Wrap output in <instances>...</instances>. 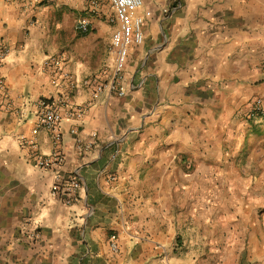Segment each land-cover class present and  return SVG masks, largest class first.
Masks as SVG:
<instances>
[{"label":"crops","instance_id":"obj_1","mask_svg":"<svg viewBox=\"0 0 264 264\" xmlns=\"http://www.w3.org/2000/svg\"><path fill=\"white\" fill-rule=\"evenodd\" d=\"M143 2L123 95L99 102L83 82L113 77L108 2L0 0V264H264V0ZM41 99L65 103L56 145L31 132ZM72 178L66 206L50 191Z\"/></svg>","mask_w":264,"mask_h":264},{"label":"built area","instance_id":"obj_2","mask_svg":"<svg viewBox=\"0 0 264 264\" xmlns=\"http://www.w3.org/2000/svg\"><path fill=\"white\" fill-rule=\"evenodd\" d=\"M108 2V12L110 20L115 22L117 27L114 30L110 48L113 53V77L107 81H97L95 79L85 80L83 83L89 86L90 97L93 101H103L106 95L115 93L117 96H122L123 91L117 86L120 73L125 69L130 49L133 46L142 44L144 40V17L150 14L149 11L139 13L144 2L143 0H106ZM89 8L91 12H96L98 5L97 0H89ZM76 29L86 34L88 32V22L86 19H79L76 23ZM8 48H0V70L3 66V61L8 53ZM43 67L50 69L51 73L61 76H66L62 70L60 58L49 56L43 61ZM106 94V95H105ZM0 97H5V86L3 77L0 75ZM65 104L63 101L52 102L46 99L37 101V111L35 114L34 126L31 132L35 134L38 130H45L51 135L53 144L56 145L61 140V123L62 113L61 106ZM69 108V111H74L78 116L83 114L81 108ZM250 118H264V95L256 96L248 110ZM74 132V131H72ZM91 137H95L92 133ZM92 142H89L85 148H89ZM32 150H35V144L30 142ZM35 164L40 168H53L62 162L61 153L58 150H53L50 154L45 155L38 152L33 153ZM80 189V182L77 178L62 184H53L51 187V195L61 198V202L66 205H72L77 199V193ZM33 236L38 237L34 231ZM113 249H116L114 244H111Z\"/></svg>","mask_w":264,"mask_h":264},{"label":"rangeland","instance_id":"obj_3","mask_svg":"<svg viewBox=\"0 0 264 264\" xmlns=\"http://www.w3.org/2000/svg\"><path fill=\"white\" fill-rule=\"evenodd\" d=\"M173 1H175V0H155V4L156 5H163V7H162V12L164 13V12H168V10L171 8V6H173ZM165 9H167V10H165ZM109 10V9H108ZM164 10V11H163ZM108 14H109V12H108ZM84 18V17H83ZM111 24V23H110ZM160 42H161V36H158L157 37V39H155V43L156 44H158L157 45V47H155V49L156 50H159V48H160ZM246 149V148H245ZM253 151H254V153H253ZM251 153H253V155H256V153L257 152H255V149H253L252 147H250V148H248V150H245L244 152H243V159L245 158V157H251ZM252 197H255V196H252Z\"/></svg>","mask_w":264,"mask_h":264}]
</instances>
